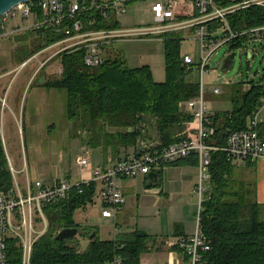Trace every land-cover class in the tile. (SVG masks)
<instances>
[{
    "label": "trees",
    "instance_id": "trees-1",
    "mask_svg": "<svg viewBox=\"0 0 264 264\" xmlns=\"http://www.w3.org/2000/svg\"><path fill=\"white\" fill-rule=\"evenodd\" d=\"M214 1L220 8L234 3L233 0ZM194 16L189 11L183 18ZM91 19L85 16L83 32L119 28L113 22L100 20L89 26ZM229 23L234 31L264 26V7L240 10L229 16ZM219 25L209 24L210 32ZM34 33L29 46L19 51V66L66 39L52 29ZM161 38L165 45L166 80L163 83L155 82L150 67L131 69L120 56L104 58L101 65L87 67L84 47L61 52L42 67L45 73L50 68V73L44 75L41 87L65 94L66 115L84 147L101 149L105 155L111 153L114 159L122 161L129 159L131 150L134 155L151 153L195 139L194 128L190 127L193 117L184 106L199 94V86L186 80L198 65L188 69L184 63L182 32ZM27 41L25 38L23 42ZM248 41L245 37L234 42L231 51L239 50ZM229 94L232 109L209 117L217 125L214 140L218 147L225 145L230 134L247 129L248 120L254 117L264 98V73L260 80L241 83V88ZM122 153L126 155L121 159ZM184 162L199 164L197 157ZM250 163L253 162L246 164ZM209 175L201 226L212 251L205 255L203 264H264V206L257 202L255 183L240 174L238 164L229 163L220 151L211 153ZM12 188L13 176L0 136V195L8 194ZM80 191L73 190L68 201L45 206L48 229L34 246L31 264H109L116 256L122 258L123 264H140L154 238L135 231L119 234L113 241H102L97 229L84 227L74 220L76 211L93 203L97 184L84 186ZM74 228L80 232L78 238L56 239L61 231ZM93 234L96 236L90 240ZM79 239L88 241L85 250H80ZM8 264H22V251L16 242L10 246Z\"/></svg>",
    "mask_w": 264,
    "mask_h": 264
},
{
    "label": "built area",
    "instance_id": "built-area-1",
    "mask_svg": "<svg viewBox=\"0 0 264 264\" xmlns=\"http://www.w3.org/2000/svg\"><path fill=\"white\" fill-rule=\"evenodd\" d=\"M146 1L41 0L19 5L0 18V40L21 33V29L9 33L8 27L11 23L19 20L29 21L26 31L52 29L56 34L64 35L66 39L58 43V45H66L61 52L77 47L86 48L85 65L87 67H97L103 63L104 60L98 49L111 44L112 41L132 37L156 36L161 38L168 33L187 30L192 41L200 44L202 53L198 65L201 74L199 94L184 106L185 111L193 117L190 127L194 128L195 139H186L160 150L151 153L144 152L119 162L110 160L105 166L93 167L88 157L81 156L76 161V166L79 168L77 178L63 175L52 182L37 180L34 185H31L29 177H27L26 195L23 194L17 181V171L9 160L13 188L8 194L0 195V264H8L12 242H16L22 251V264H31L34 246L48 229V221L44 213L45 206L68 201L73 190L80 191L82 187L91 184L101 187L99 192L102 201L101 215L113 225L116 239L119 232L118 214L124 205L121 183L124 180L147 177L150 173L157 174L168 165L192 157H197L199 161L198 181L194 189L198 198L196 231L192 236L173 240L170 247L182 255L184 259L182 264H203L205 255L212 251L211 244L204 235L201 226L203 203L206 200L210 181L211 153L223 152L228 162L232 164H246L264 158V138L259 129L260 113L264 111V98L261 99L258 111L249 122L247 129L230 134L225 145L218 147L214 140L217 125H214L209 118L211 113L204 92V76L208 72L212 56L219 49L229 46L231 54L233 53L231 51L233 43L241 41L245 37L249 40L245 44L247 46L264 41V26L245 31H234L229 23L230 15L251 6L264 7V0H233V4L224 8L218 7L214 0H153L152 13L156 23L154 27H147L144 30H121L118 28L83 32L86 15L92 17L89 26L99 20L109 23L114 17L127 14L132 5ZM189 11L195 16L184 19L183 17L187 16ZM213 22L220 25L215 31L210 32L209 24ZM245 45L239 48L241 52L246 48ZM255 53H260L257 48L249 50L250 55ZM29 62L22 67L27 66ZM184 63L188 69L195 64L190 56L184 57ZM246 87L249 89V86ZM214 93L221 95L222 91L216 88ZM37 214L42 221L46 222L44 232L35 231ZM109 264H123V260L120 256H116Z\"/></svg>",
    "mask_w": 264,
    "mask_h": 264
},
{
    "label": "rangeland",
    "instance_id": "rangeland-1",
    "mask_svg": "<svg viewBox=\"0 0 264 264\" xmlns=\"http://www.w3.org/2000/svg\"><path fill=\"white\" fill-rule=\"evenodd\" d=\"M152 5L153 0L136 3L129 8L127 14L114 17L111 22L117 24L121 30H144L147 27H154L156 23ZM181 20L184 19L181 18ZM28 25L29 21L24 22L23 20L11 23L8 32L21 29V33L0 40V136L8 162L10 160L17 171V181L24 195L27 192V177H29L31 185H34L37 180H44L51 168L57 169L59 166L61 168L64 166L65 173L78 174L79 168L76 166V161L79 157H88L94 164L98 163V156L101 158L100 154L92 149L86 150L81 138L76 137L75 126L66 115L65 94L41 87L44 75L50 73V68L45 73L42 71V67L58 55L66 45L57 44V46H52L54 48L49 47L45 52L30 60L27 66L18 65L19 51L23 46H29V41L32 40L29 39L35 34L25 30ZM182 33L185 37L181 48L182 56H190L195 65H199L202 54L200 44L192 41L188 30L182 31ZM171 34L176 33L166 35ZM25 38L28 39L27 42H23ZM245 47L243 52L237 50L235 66L228 73L222 72V65L230 54L229 46H223L212 56L208 72L204 76V92L211 112L231 110L232 103L228 100L231 90L241 88V83L258 81L263 76L264 41L253 43L251 46L245 45ZM248 48L250 51L257 48L260 53L250 55ZM98 51L103 60L108 57L120 56L131 69L150 67L155 82L163 83L166 80L165 45L161 38L156 36L132 37L112 41L111 44L105 46L104 49L99 48ZM186 80L200 86L201 74L198 66L187 75ZM216 88L222 91L221 95L214 93ZM245 89L248 90V87ZM166 172L165 178L168 174V178H172L180 171L174 169ZM154 189L157 188L152 187L148 190ZM140 201L143 203V207H139L141 223L150 226L155 219L161 218L157 213L158 210H155L153 206V197L142 196ZM195 203H197L196 199ZM185 211L188 212V209ZM99 213H102V207L89 205L87 210L76 211L74 220L84 227L99 229L100 238L112 239L114 227L102 220ZM195 214L197 223L198 207L195 208ZM174 217L176 216H172L171 219ZM171 219L167 211L162 209L164 225L172 221ZM45 230L46 222L42 221L37 214L35 231L44 232ZM79 240L80 250H85L88 241Z\"/></svg>",
    "mask_w": 264,
    "mask_h": 264
},
{
    "label": "crops",
    "instance_id": "crops-1",
    "mask_svg": "<svg viewBox=\"0 0 264 264\" xmlns=\"http://www.w3.org/2000/svg\"><path fill=\"white\" fill-rule=\"evenodd\" d=\"M3 76L5 77V75ZM210 113L212 115L214 113L221 112L210 111ZM250 121L251 119L248 120V124ZM259 122L261 134L264 132V111L260 113ZM262 137L264 138V134ZM85 149L88 150L86 147ZM93 151L97 152L101 156V158H99V156L97 157L98 163L96 164L91 162L89 158L93 167L105 166L110 160L113 162H119V160L113 158L111 153L105 155L101 149ZM128 154L129 158L135 156L134 150L129 151ZM125 155L126 154L122 153L120 158H124ZM184 161L185 160L179 161L176 164L168 165L161 169L157 173L160 176V180L155 185L151 184L148 186L149 181L147 180V177H139L134 180H124L121 183L124 195V205L118 214L119 232L117 235L130 234L135 231H140L154 238L149 245V251L142 256L140 264H182L184 260L179 251L170 247V243L175 239L189 237L195 233L197 224L195 214L197 203H195V199L198 202V198L194 193V189L197 184L199 174V164L197 165L195 163ZM63 167L61 168V166H59L57 169L51 168L49 174L47 173L48 176L44 177L43 181L46 180V182H52L56 178L63 175L69 176L71 178H77V176H79V172L78 174L74 175L65 173ZM174 169H178L180 171L179 174H174L172 178H168V174L165 178V172L168 170L173 171ZM238 171L240 174L245 176V178L255 183L257 202L258 204L264 206V158L250 164H238ZM152 187H156L157 189L148 190ZM100 190L101 187L97 185V191L95 197L93 198V203L90 204V206L96 207L99 205V207H102V201L99 193ZM142 196L154 198L153 206L155 210H158L157 213L161 217L160 219L156 217L157 219H155L152 224L150 223V226L141 223L139 216V207H143V203L140 201ZM176 198L178 199L175 203ZM162 209L163 211H167L170 219L172 216H176L166 225H164L162 222ZM186 209H188V212L185 211ZM84 210H87V207L84 208ZM99 217L102 220L107 221L108 224L113 227V225L108 220L104 219L101 214ZM90 228L97 229L96 227ZM97 231L98 235L100 236V230L97 229ZM110 232L112 233V231ZM100 239L102 241H113L115 239V230L114 237L112 239Z\"/></svg>",
    "mask_w": 264,
    "mask_h": 264
},
{
    "label": "water",
    "instance_id": "water-1",
    "mask_svg": "<svg viewBox=\"0 0 264 264\" xmlns=\"http://www.w3.org/2000/svg\"><path fill=\"white\" fill-rule=\"evenodd\" d=\"M35 1H41V0H0V18L3 17L4 15L8 14L11 12L14 8L18 7L19 5L22 4H27L29 2H35ZM250 57V55H249ZM237 59V53L233 52L229 54L222 65V72L228 73L231 70H233L235 63ZM147 180L149 181L150 185H155L157 182L160 180V176L156 173H150L147 176ZM80 236V232L77 228L74 229H66L61 231L58 236L57 240L58 241H65V240H70L74 238H78ZM95 234H93L90 237V240H93L95 238Z\"/></svg>",
    "mask_w": 264,
    "mask_h": 264
}]
</instances>
